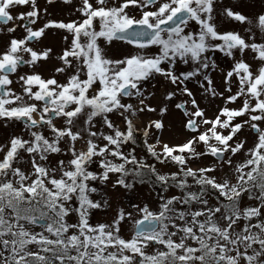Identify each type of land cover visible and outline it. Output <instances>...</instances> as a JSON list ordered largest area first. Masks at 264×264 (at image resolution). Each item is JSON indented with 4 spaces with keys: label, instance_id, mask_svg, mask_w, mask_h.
Masks as SVG:
<instances>
[{
    "label": "snow or ice",
    "instance_id": "6c2138e0",
    "mask_svg": "<svg viewBox=\"0 0 264 264\" xmlns=\"http://www.w3.org/2000/svg\"><path fill=\"white\" fill-rule=\"evenodd\" d=\"M0 264H264V0H0Z\"/></svg>",
    "mask_w": 264,
    "mask_h": 264
},
{
    "label": "rangeland",
    "instance_id": "374dc122",
    "mask_svg": "<svg viewBox=\"0 0 264 264\" xmlns=\"http://www.w3.org/2000/svg\"><path fill=\"white\" fill-rule=\"evenodd\" d=\"M39 2H40L41 4H43L44 0H39ZM166 135H167V134H166Z\"/></svg>",
    "mask_w": 264,
    "mask_h": 264
}]
</instances>
